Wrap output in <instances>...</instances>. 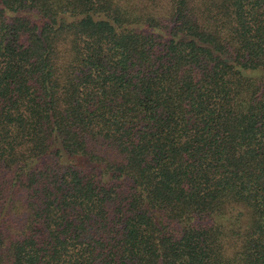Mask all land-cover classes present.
<instances>
[{"label": "trees", "instance_id": "16d2710c", "mask_svg": "<svg viewBox=\"0 0 264 264\" xmlns=\"http://www.w3.org/2000/svg\"><path fill=\"white\" fill-rule=\"evenodd\" d=\"M0 264H264V0H0Z\"/></svg>", "mask_w": 264, "mask_h": 264}]
</instances>
